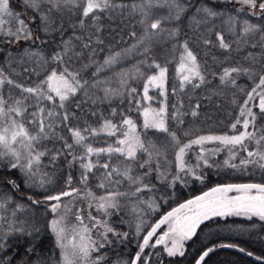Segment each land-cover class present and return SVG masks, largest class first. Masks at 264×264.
I'll return each mask as SVG.
<instances>
[{
  "label": "trees",
  "instance_id": "16d2710c",
  "mask_svg": "<svg viewBox=\"0 0 264 264\" xmlns=\"http://www.w3.org/2000/svg\"><path fill=\"white\" fill-rule=\"evenodd\" d=\"M121 2V0H117ZM124 3L139 2V0H123ZM182 3L190 5L188 11L181 18L180 36L175 40L163 39L158 44L154 45L152 55L162 64L168 66L167 76V106L168 111H173V105L178 101L183 102V109L186 115L183 116L184 124L178 127L181 130H193L195 134H238L243 129L238 125L237 129L233 131L230 128L239 114V104L243 103L246 94L251 90L254 81L249 79L246 75H239L234 77L237 80V86L223 87L219 79L211 75V73L219 74L224 67L252 66L256 71L261 69L264 63V41L261 40L259 33L244 36L240 34L241 24H237L234 30L228 21V16L237 17L242 22L249 20L252 23L264 24V19L259 16H252L249 9L245 7L244 12H239L241 8L239 3L235 0H181ZM200 5H207L215 11L222 13L215 18H208L205 23L199 26L190 22V18L195 13L196 8ZM10 10L14 14H20L19 18L25 21L32 33V38L25 41L21 40L19 43H8L7 37L0 34V68H3L17 83L23 84L25 87H31L43 80L47 73L53 68L59 66L54 62L42 63L34 57L25 55V51H38L42 54L45 60H50V57L58 51H61L62 42L68 40L70 37L81 36L80 41L73 40L74 51L82 53L79 57L73 56L71 58L70 70L80 71V76L83 80H87L89 87L85 90L79 91L66 104V110L73 113L75 119L68 122L70 127H85L99 128L104 119H112L113 122L121 120V114L130 116L137 123V130L142 131L143 116L139 111L140 105L135 101L140 100L141 104L147 106L149 102L142 100L143 93V79L129 80V84L124 88L121 87L115 73L121 69H130L136 65L138 61L143 59V56L138 53L123 57L118 64L104 68L96 76L97 67L103 63L106 56L111 52H118L128 48L135 41L130 38L129 33L136 31L138 34L141 27L136 21L139 19L138 15H129L128 10L121 13L117 10L115 13H104L101 16L102 31L98 34L91 25L87 22V30L73 28L71 25L76 23L78 17L70 16L67 12L64 14L53 13L52 18L56 23L52 26L56 30H43L44 25L40 19V13L47 10L48 5L41 6L39 12L27 8L23 0H9ZM153 11L157 15H167L166 8H154ZM197 19H201L197 16ZM8 21L7 27L15 30L17 21L15 19L5 17ZM172 27L174 25H165ZM223 33L225 40L232 44L231 52H226L216 46L215 33ZM92 35L93 43L90 48L83 49L82 45L88 42V36ZM96 35H99L103 41L102 44H96ZM37 37L39 39H37ZM190 41V47L197 54L198 60L202 66L206 68L208 84L193 89L191 86L186 87L183 91L172 93V89L179 88V78L176 74V66L179 62V55L181 49L178 44L183 40ZM202 39H209L212 45L205 46ZM177 47L173 50V46ZM255 45V46H253ZM249 53L255 57V64L251 58L245 59ZM227 57V59H225ZM215 58V60H214ZM95 61L96 63H92ZM89 67L84 68V65ZM141 71L151 74L150 69L146 66L141 67ZM103 81L99 86L93 87L94 81ZM136 88L139 95H127V88ZM104 88L118 89L122 95L112 96L111 98H104ZM243 90V91H241ZM5 98L9 96L12 100L20 97L21 93L18 89L5 85L3 89ZM212 92H217L219 95H212L211 99L207 97ZM149 95L154 97L151 102L153 108H159L164 97L159 95V89L150 88ZM235 99V103L233 102ZM58 101V98H56ZM95 101V103H93ZM258 98L251 102V105L258 104ZM11 103V100L9 101ZM29 113L35 110L33 105L35 101H28ZM200 103V115L192 117L190 108L192 105ZM80 107H77V105ZM42 106L53 107L52 102L44 101ZM113 109L116 110L113 115ZM57 111H64L65 109L56 108ZM259 117L258 109L253 108ZM95 113L96 115H92ZM31 119V117H27ZM59 125V119L56 118ZM170 128L175 129L177 124L175 121L170 122ZM31 127V126H29ZM251 128V127H250ZM256 128L264 129V119H257ZM58 136H63L72 143L70 134L63 126L56 128ZM119 136V134H118ZM118 137H109L101 133L97 137H90L88 143L93 147H107L108 144H114ZM142 139L145 144H155L157 148L166 153L167 159L163 157L159 159L160 167L157 169V160L153 159L151 168L152 171L144 177V173L148 171V167L139 168L136 163L132 164L133 175L141 176L143 183L149 185L151 190L145 189L139 193H135V185L128 181H124L118 185L106 183L105 188L97 187L101 183L104 175L103 169L94 170V174H90L88 178L87 187L95 193L97 197L106 195L107 192H120L126 195L117 198V208L108 209L105 213L103 210L97 209L95 201H88L80 197H64L63 202L73 203L76 207L83 208V216L86 218L89 225L92 223L88 216L91 214L98 220L106 221L107 225L114 229L116 233H127V237L113 235L109 233L106 243L99 235L103 229L99 226L92 230L91 235L97 239V243H103L104 246L100 248L97 255L103 256L104 259L100 264H130L136 253L139 251V245L143 242V236L146 235L150 226L155 220H158L165 212L185 201L192 196H196L205 190L227 183H243V182H258L264 183V169L258 166L248 165L244 168L233 169L224 165L227 159L224 148L218 155H209V166L201 164V167L196 170L197 175L203 174L205 179L203 181L197 180L192 175L181 174L182 179L172 183V176L176 174L177 167L174 160L175 149L166 141V137L162 133L155 132V130H147L143 134ZM184 138L182 137V141ZM208 149H215L219 147L215 143L205 145ZM41 150L47 148L51 150L50 155L55 151L63 148L62 143L55 137H50L48 140L42 142ZM198 147H194L185 156V162L189 166H194L197 163ZM75 154L80 155L81 149L76 148ZM50 155L43 158L42 164L47 166L43 168L52 179L46 190L39 188L28 190L23 184L19 192L12 190L6 183L7 180L15 179L20 183V173L18 170L9 169L5 165L7 160L0 161V197L11 196L14 203L7 206L6 211L0 212V216H5L7 219L0 221V237L8 234L7 239H0V243L4 247L0 249V264H60L61 249L57 247L55 235L49 227V221L55 218L56 214L51 213L48 205L32 206L30 209L18 211L16 217L11 216V212L15 204L28 205V201L24 199L27 195H33L35 199H43L42 195L36 193L44 191L45 194H56L60 191L68 190L66 180L69 175L72 177V187L81 188L80 176L82 169L79 161L73 162L69 165L71 157H61L54 164H50ZM239 158H243L246 153L239 151ZM96 159L95 157L93 158ZM108 157L102 155L99 157L101 163L105 162ZM148 159L146 153H138V161L143 162ZM111 163L115 166L122 167L124 158L119 154H114ZM239 163V159L233 161ZM160 172L166 173V178L160 177ZM135 193V194H134ZM238 194L233 191L228 193L229 196ZM154 202V206L150 204ZM92 204L89 207V204ZM8 221H12V226L15 229L23 228L25 232L10 231ZM141 226V230L137 232V225ZM167 224H165L157 235L153 237L150 244H155V240L165 231ZM40 229L39 234L34 232V229ZM33 233L31 236L26 233ZM219 245H236V247H219ZM208 247H214L213 252L205 258L203 264H264V221L259 217L253 216L249 219L246 216H223L213 217L205 221L197 229V235L191 240L184 242V255L179 254L169 256L165 251L164 245H156L155 247H147L142 254V257L148 259V264H195L199 255ZM32 251H29V249ZM244 251L241 252L240 249ZM252 253L251 256L248 253ZM258 257L260 259H258ZM142 264V262H138Z\"/></svg>",
  "mask_w": 264,
  "mask_h": 264
},
{
  "label": "snow or ice",
  "instance_id": "6c2138e0",
  "mask_svg": "<svg viewBox=\"0 0 264 264\" xmlns=\"http://www.w3.org/2000/svg\"><path fill=\"white\" fill-rule=\"evenodd\" d=\"M241 5L239 12H244L245 7L250 10L252 16H259L264 19V0H235ZM24 5L37 12L40 11L41 6L48 5L46 11L40 13V19L44 25L43 30L48 32L50 29L55 31L52 26L56 21L52 18L53 13L64 14L67 12L70 16L78 17L76 23L71 25L73 28L87 30V22L95 29L94 34L102 31L101 16L104 13H115L119 10L123 13L124 10L129 11V15H138L139 19L136 21L140 25L141 31L139 34L136 31L129 33L131 39L135 42L128 48L118 52H111L106 56L103 63L100 64L96 76L104 68H110L125 56L133 53H138L143 56V59L138 61L130 69H121L115 73L122 88L129 84V80L143 79V93L142 100L149 102L147 106L141 104L140 100L135 101L140 105L139 111L142 112L143 124L142 131L146 134L147 130H155V132L162 133L166 137V141L175 149L174 160L177 167V172L172 176V183L182 179L181 174L192 175L197 180L203 181L204 175H197L196 170L201 167V164L209 165L208 156L215 155L222 149L217 147L215 149H208L205 145L213 142H218L219 145L224 146L228 150V158L225 159L224 165L233 169L244 168L248 165L258 166L264 169V134L257 136L258 132H264V129L256 128L257 119H264V63L261 69L256 71L252 66H232L222 68L219 74L211 73L214 77L219 79L218 87L237 86V80L234 78L239 75H246L249 79L254 81L251 90L247 92L246 98L242 104H239V114L235 121L231 123L230 128L235 131L238 125L243 129L238 134L229 135L227 133L222 135L215 134H195L193 130H181L178 126L184 124L183 116L186 115L183 109V102L178 101L173 105V111L169 113L167 106V76L168 66L162 65L153 55L154 45L158 44L163 39L175 40L180 36L181 18L188 11L190 5L184 4L181 0H139V2L124 3L117 2V0H23ZM154 8H166L167 15H157ZM20 14H14L9 7V0H0V34L8 38V43H19L21 40H29L32 38V33L23 19L19 18ZM222 13L215 11L207 5H200L196 8L195 13L190 18V22L199 26L205 23L208 18H215ZM200 16L201 19H197ZM5 17L15 19L17 26L15 30L7 27L8 21ZM234 30L237 24H241L240 34L242 37L259 33L261 40L264 41V24L252 23L249 20L240 21L237 17L228 16V21ZM174 25L166 27L165 25ZM216 46L226 52H231L232 44L225 40L223 33L217 32ZM37 39H39L37 37ZM81 36H73L68 40L62 42L61 51L55 52L50 60H45L42 54L38 51H25L28 57L37 58L39 62L44 64L49 62L56 63L59 67L53 68L46 74L43 80L31 87H25L21 83H17L3 68H0V89L5 85L18 89L21 93L20 97L12 100L9 96L5 98L2 91H0V161L7 160L6 167L9 169L18 170L20 173V183L15 179L7 180L9 187L19 192L23 184L28 190L39 188L46 190L47 186L52 183V179L46 171H43V158L50 155L51 150L44 148L41 150L42 142L55 136L63 145L62 149L55 150L50 155V164H54L61 157H71L69 165L73 162L79 161L82 174L80 176L81 188L72 187V177L69 175L66 180L68 190L60 191L56 194H45L44 191L36 193L42 195L43 199H35L33 195L24 197L28 201V205L15 204L11 212L13 218L16 217L18 211L30 209L32 206L48 205L51 213H58L61 208V201L64 197H80L85 200L95 201L97 209L103 210L105 213L108 209L117 208V198L126 193L107 192L106 195L97 197L88 187V178L90 174H94V170L103 169L104 175L101 183L97 185L99 188H105L106 183L120 184L124 181L135 185V193H139L145 189L151 190L149 185L143 183V178L151 171V164L153 159L157 160L156 168L160 167L159 159H167L166 153L157 148L155 144H145L142 139V131L137 130V123L130 116L121 114L119 122H113L112 119H104L99 128H92L90 126L70 127L68 122L75 119L73 113L66 110V104L79 91L85 90L89 87L88 81L83 80L80 76V71L70 70V61L73 56L79 57L82 53L74 51L73 40L80 41ZM93 43L92 35L88 36V42L82 45L83 49H88ZM96 44H102L103 41L99 35H96ZM205 46L212 45L209 39H202ZM181 49L179 55V62L176 66V74L179 78V88H173L172 93L177 94L178 90L183 91L186 87L191 86L193 89L200 88L209 83L204 68L198 60L197 54L190 47L188 39L183 40L178 44ZM255 46V45H253ZM177 46H173L175 50ZM255 64V57L249 53ZM227 59V57L225 58ZM215 60V58H214ZM92 63H96L92 61ZM146 66L152 70L151 74L141 71V67ZM84 68L89 65H84ZM103 81L96 80L93 87L99 86ZM150 88L159 89V95L164 97L159 108H153L151 102L154 97L149 95ZM243 91V90H241ZM104 98L108 99L112 96L122 95L118 89L104 88ZM127 95H139L136 88H127ZM212 95H219L217 92H212L207 97L211 99ZM58 98V101L56 100ZM258 98V104L251 105V102ZM35 101L33 107L34 111L29 113V100ZM11 100V103L9 101ZM52 102L53 107L42 106V102ZM236 102L235 99L233 101ZM95 103V101H93ZM77 107H80L78 104ZM200 103L192 105L190 114L192 117L200 115ZM258 109L259 117L253 108ZM56 108L65 109L64 111H57ZM116 110L113 109V115ZM92 115H96L92 113ZM31 117L28 119L27 117ZM59 119V125L56 122ZM175 121L177 127L170 128V122ZM31 126V127H29ZM63 126L70 134L72 143L63 136H58L56 128ZM253 131H249V128ZM101 133L109 137H118L114 144H108L107 147H93L88 143L90 137H97ZM119 134V136H118ZM182 137L184 140L182 141ZM254 143L255 147L249 150L248 144ZM198 147L197 163L194 166H189L185 162V156ZM81 149V154L76 155L75 149ZM239 151H243L246 155L239 158ZM138 153H146L148 159L143 162L138 161ZM119 154L124 158L122 167L115 166L111 163L112 156ZM107 155L108 159L101 163L99 157ZM96 158L95 160L93 158ZM239 159V163H233L234 160ZM136 163L139 168L148 167V171L144 173V177L134 176L132 164ZM160 177L166 178L165 172H160ZM237 192L239 195L229 196L230 192ZM134 193V194H135ZM14 203L11 196L0 197V212L6 211L7 206ZM92 204H89L91 207ZM154 206V202L150 207ZM181 213H183L181 215ZM246 216L251 219L253 216L259 217L264 221V183H243V184H224L217 185L204 192L202 195L189 199L181 203L177 208L172 209L166 215L162 216L160 220L150 226L149 231L143 236V242L139 245V251L132 259L130 264H148V259L142 257L144 250L147 247H155L156 245H164L165 251L169 256L177 254L184 255V242L191 240L197 235V229L205 221L213 217L223 216ZM76 220L79 222V227H72L69 229L65 225V217L57 215L49 221V227L55 235L56 245L61 249L60 264H100L104 259L103 256L97 255L95 259L92 258L93 252H99L100 248L104 246L103 243L98 244L96 240L92 239L91 232L97 226L103 228L99 233L101 238L106 242L109 233L113 235L127 237V233L119 234L107 225L106 221H101L92 217L89 214L88 219L92 222L91 225L85 224V217L81 213L76 214ZM5 216H0V221L6 220ZM168 225V231L160 235L155 244H150V241L157 235V229L161 225ZM10 231L25 232V229H15L12 226V221H8ZM141 230V226L137 225V232ZM40 229H34L36 234H39ZM71 231L72 235L69 237L68 233ZM31 236L33 233L28 232ZM8 234L6 233L0 239L6 240ZM169 241L171 247L168 246ZM4 244L0 243V249ZM219 247H236V245H219ZM214 247H208L204 250L199 258L196 259L195 264H203L205 258L213 252ZM29 251H32L30 248ZM244 251L243 248L240 249ZM249 256L252 253H248ZM258 259H260L258 257Z\"/></svg>",
  "mask_w": 264,
  "mask_h": 264
},
{
  "label": "rangeland",
  "instance_id": "374dc122",
  "mask_svg": "<svg viewBox=\"0 0 264 264\" xmlns=\"http://www.w3.org/2000/svg\"><path fill=\"white\" fill-rule=\"evenodd\" d=\"M249 131H253V129L252 128H249ZM262 134H264V132H258L257 133V136H260V135H262ZM213 143H215V144H217L220 148H224L226 151H224V154L226 155V157L228 158V150H227V148H225L224 146H222V145H219L218 144V142H213ZM248 147H249V150H252L254 147H255V145H254V143H249L248 144ZM221 152V151H220ZM215 155H218V153H216ZM236 195H239V193L238 194H235L234 196H236ZM85 200V199H84ZM88 201H90V200H86V203L88 202ZM83 206L80 208V207H76V206H74V204L73 203H70V202H63V204L61 205V208L60 209H58V213H55L56 214V216L57 215H59V216H64L65 217V225L69 228V229H71L72 227H79V222L76 220V214L79 212V213H81L82 215H83ZM183 213H181V215H182ZM55 216V217H56ZM243 216V215H242ZM87 222V220H86V218L84 219V223L85 224H88V223H86ZM91 225V224H90ZM103 229V228H102ZM165 231L164 232H166V231H168V225H167V227H166V229H164ZM163 232V233H164ZM92 233V232H91ZM163 233L161 234V235H163ZM68 235H69V237H71V235H72V233H71V231H69V233H68ZM92 236V235H91ZM92 239L93 240H96L97 241V239H95L93 236H92ZM168 246L169 247H171V242L169 241V243H168ZM97 252H93V254H92V258L93 259H95L96 258V256H97V254H96Z\"/></svg>",
  "mask_w": 264,
  "mask_h": 264
},
{
  "label": "water",
  "instance_id": "95a60500",
  "mask_svg": "<svg viewBox=\"0 0 264 264\" xmlns=\"http://www.w3.org/2000/svg\"><path fill=\"white\" fill-rule=\"evenodd\" d=\"M243 183H247V182H243ZM243 183H227V184H243ZM248 183H258V182H248ZM219 185H224V184H219ZM217 186V185H216ZM213 187H215V186H213ZM212 188V187H211ZM210 189V188H209ZM209 189H207V190H205L204 192H206V191H208ZM204 192H202V193H200V194H198V195H196V196H199V195H202ZM196 196H192L191 198H189V199H193L194 197H196ZM189 199H187V200H189ZM187 200H185V201H187ZM185 201H182L181 203H184ZM181 203H179L178 205H176V207L174 206L173 208H171L170 210H168L167 212H165L162 216H164V215H166L168 212H170L172 209H174V208H177ZM161 216V217H162ZM160 217V218H161ZM160 218L158 219V220H155V222L153 223V225L154 224H156L159 220H160ZM164 225H161V227H160V229L163 227ZM149 230H151L150 228H149ZM148 230V231H149ZM159 231V229H157V232Z\"/></svg>",
  "mask_w": 264,
  "mask_h": 264
}]
</instances>
